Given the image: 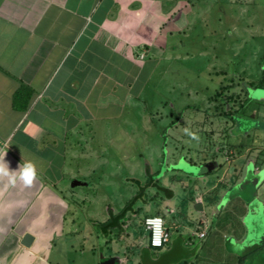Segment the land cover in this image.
<instances>
[{
    "label": "crops",
    "instance_id": "crops-1",
    "mask_svg": "<svg viewBox=\"0 0 264 264\" xmlns=\"http://www.w3.org/2000/svg\"><path fill=\"white\" fill-rule=\"evenodd\" d=\"M189 11L187 2L173 4V0H0V158L10 171L31 161L38 177L30 188L17 184L0 190V264L138 262L132 260L134 241L131 249L123 251L124 236L104 235L93 222L86 223L89 227L83 231L74 227L69 209L81 206L68 191L88 183L72 178L71 162L87 158L82 145L99 137L108 143L106 138L113 128L123 126L126 113L139 109L141 95L166 58L168 37L183 32ZM248 140L228 143L234 146L230 152L235 156L227 161L221 178L201 190L205 196L212 195L210 202H197L202 204L197 229L205 233L204 239L189 235L191 226L182 214L175 212L176 220L169 222L172 215L165 210L163 217L176 237L161 257L174 254L180 264H237L244 252L262 250L251 241L245 244L249 233L242 221L234 226L235 244L243 248L240 254L221 261L216 258L219 253L204 245L196 252L188 248L193 238L207 239L211 225L205 208L212 212L218 204L223 210L220 201L225 196L217 198L241 183L244 169L247 173L251 169L255 177L264 174V145ZM213 164L205 174L216 169ZM222 182L229 185L221 186ZM252 182L257 191L264 179ZM235 199L241 207L249 206L241 195ZM25 235L33 238L29 247L22 245ZM125 235L131 240L130 233ZM111 239L123 257H107L100 251L102 245L115 254ZM146 250L159 251L144 246L138 258ZM158 263L159 259L148 264Z\"/></svg>",
    "mask_w": 264,
    "mask_h": 264
},
{
    "label": "rangeland",
    "instance_id": "rangeland-1",
    "mask_svg": "<svg viewBox=\"0 0 264 264\" xmlns=\"http://www.w3.org/2000/svg\"><path fill=\"white\" fill-rule=\"evenodd\" d=\"M179 2H187L190 7L184 30L168 37L166 58L157 65L154 78L141 95L139 109L129 116L126 113L123 126L113 128L106 138L108 143L105 137L103 140L99 137L89 145H82L87 149V158L71 162L72 178L88 183L68 191L81 206L69 209L74 216V227L80 231L89 227L88 222L97 225L106 221L109 210L121 211L140 186L145 185L148 175H156L158 183L173 192V198L167 199L157 189H148L145 201H138L126 217L124 232L119 235L125 239L119 244L124 251L135 242L137 250L134 249L135 259H132L138 260L135 264L158 259V264H180L174 254L161 257L164 249L146 250L138 258L149 243L143 219L164 216L165 210H169L172 215L167 218L169 222L176 220L175 212L182 214L181 219L191 226L189 235L197 233L201 215L194 208L195 202L211 201L212 195L205 196L201 190L216 183L228 167L227 161L235 156L230 152L234 146L228 143L240 138L259 140L264 145V88H248L249 82L264 77V0H173V4ZM226 85H232L231 93L240 102L246 94L249 99L242 103L234 121L217 116L219 111L215 109L220 103L213 97ZM232 106L237 108V104L231 103L226 109ZM185 129L197 138L186 135ZM213 162L216 169L205 174V163ZM250 170L247 173L244 169L239 185L220 193L218 200L225 196L220 201H224L223 210L220 211L218 204L212 212L205 208L211 225L208 237L201 242L193 238L190 250L196 252L204 245L219 253L218 260L234 257L243 249L235 244L234 227L237 221H242L249 233L245 244L251 241L254 248L262 250L251 255L244 252L237 264H243L244 259H247L245 264H264V183L256 191L252 182L256 178L264 179V174L255 177ZM246 179L252 183L245 182ZM242 182L245 184L240 187ZM225 184L229 185L222 182L221 186ZM238 194L245 200L244 204L249 203L247 208L235 199ZM246 209L251 213L248 211L241 217ZM94 230L99 232L96 226ZM125 233H130L131 240ZM170 234L171 239L176 237L173 227ZM112 240L110 245L115 254L102 245L100 251L107 257H123Z\"/></svg>",
    "mask_w": 264,
    "mask_h": 264
},
{
    "label": "trees",
    "instance_id": "trees-1",
    "mask_svg": "<svg viewBox=\"0 0 264 264\" xmlns=\"http://www.w3.org/2000/svg\"><path fill=\"white\" fill-rule=\"evenodd\" d=\"M234 80L229 81L230 83H233ZM248 88H264V77L261 81L258 82H249L248 83ZM233 87L232 85H226V86H221L219 88V91L215 94L213 98H215V101L219 102V106L215 107L216 110L219 111L217 116L223 117L230 119L231 121H234V118L239 115V113L242 110V103L249 101L247 98V94L245 97V100L239 101V97L233 93H231ZM248 91V89H247ZM246 91V92H247ZM20 95V94H19ZM18 97H21V95ZM16 103H18L16 101ZM231 103L237 104V108H233V106L230 109H226V106L230 105ZM19 105V104H17ZM19 108V106H17ZM148 171V170H147ZM148 174V172H147ZM156 175H148V179L145 183V185L139 184L137 181V184L140 186L139 191L137 194L119 211L118 213H113L111 210H109V218L105 223H99L98 226L102 230L104 235H117V237L122 234L124 231V225L126 221V217L128 216L129 213L134 211L135 204L138 201H142L146 197V191L150 188L157 189V191L164 193L167 199H172L174 194L172 191L169 189L164 188L161 186V184L158 183V180L155 178ZM147 218V217H146ZM143 219V224H144ZM264 241V238L262 239V242ZM149 247V246H148ZM150 248V247H149ZM151 249V248H150Z\"/></svg>",
    "mask_w": 264,
    "mask_h": 264
},
{
    "label": "clouds",
    "instance_id": "clouds-1",
    "mask_svg": "<svg viewBox=\"0 0 264 264\" xmlns=\"http://www.w3.org/2000/svg\"><path fill=\"white\" fill-rule=\"evenodd\" d=\"M186 135L192 139H196L195 133H192L185 129ZM37 171L35 165L31 161H25L18 166L17 170L10 171L9 164L5 162L4 158H0V190L7 191L9 188H15L17 184L22 185L24 188H30L37 180ZM154 222L158 225L163 221L159 218H155ZM162 234V229L157 233L154 240L155 243H159V235Z\"/></svg>",
    "mask_w": 264,
    "mask_h": 264
},
{
    "label": "built area",
    "instance_id": "built-area-1",
    "mask_svg": "<svg viewBox=\"0 0 264 264\" xmlns=\"http://www.w3.org/2000/svg\"><path fill=\"white\" fill-rule=\"evenodd\" d=\"M155 218H159L160 220L163 221L162 224L158 225L154 222ZM144 228L149 234V243L148 246L151 249L154 250H161L164 249L169 243L171 239V234H170V226L167 225L165 219L161 215H156L154 217H147L144 220ZM162 229V234L159 235V243H155L154 240L156 238L157 233L160 232ZM195 236H197L199 239H204L205 238V233L204 232H197L195 233Z\"/></svg>",
    "mask_w": 264,
    "mask_h": 264
},
{
    "label": "water",
    "instance_id": "water-1",
    "mask_svg": "<svg viewBox=\"0 0 264 264\" xmlns=\"http://www.w3.org/2000/svg\"><path fill=\"white\" fill-rule=\"evenodd\" d=\"M214 168V164L210 163L208 165L205 166V169L207 171H211ZM76 185H79V183L77 182ZM196 211H200L202 209V204L201 203H196L194 206ZM33 238L30 235H25V237L23 238L22 241V245L24 247H29L30 244L32 243ZM114 259H110L109 261L104 262V264H112Z\"/></svg>",
    "mask_w": 264,
    "mask_h": 264
}]
</instances>
